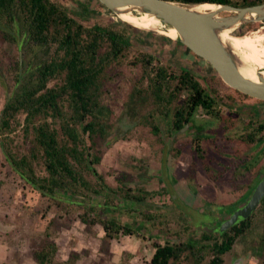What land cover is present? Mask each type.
I'll return each mask as SVG.
<instances>
[{
	"label": "rangeland",
	"instance_id": "374dc122",
	"mask_svg": "<svg viewBox=\"0 0 264 264\" xmlns=\"http://www.w3.org/2000/svg\"><path fill=\"white\" fill-rule=\"evenodd\" d=\"M50 1L80 25L112 28L125 33L132 43L128 60L114 67V80L105 86L109 98L106 97L107 109L102 116L107 121V133L94 137L93 153L101 157L95 168L104 181L91 173L82 175L90 187H105L107 193L106 197L96 196L80 185L71 186L68 193L61 188L52 194L42 190L40 185L44 182L40 180L49 178L45 158H31L35 134L32 126L25 132L27 114L18 115L12 123L13 132L0 129V264H39L37 253L50 245H54V254L46 264H148L156 243L191 241L200 246L207 227L215 229L220 218L228 219L246 204L251 188L259 184L264 167V132L258 128L264 117V103L239 97L241 94L224 83L206 61L178 42L161 34L128 28L130 23L109 10L96 9L92 0ZM13 24L5 25V32L13 34L10 40L5 39L0 28V127L6 105L22 93L24 86L28 88L31 72L55 57L58 47L55 43L44 48L36 46L28 41L29 35L18 19ZM259 25L263 27L264 23ZM261 26L249 24L235 35L244 36ZM139 53L153 58L160 54V60L151 62L150 70L155 77L162 67L170 77L168 88L163 86L165 101L159 102L150 92L151 77H145L141 64H134ZM187 71L218 103L215 114L221 117L232 113L233 117H221V122L216 123L217 115H206L198 107L188 126L174 130L175 112L190 101V90H175L181 82L179 77ZM54 85L56 81L48 87ZM135 89H141V94L133 95ZM251 108L255 114L260 113L251 115L248 122ZM63 110L70 112L68 102ZM236 119L239 124H234ZM54 121L48 120L64 137L60 123ZM199 126L203 128L199 130ZM156 127L159 132L155 134ZM8 134L10 140L6 141ZM89 138V134L83 136L87 147L92 145ZM226 147L234 160L219 165L213 157L219 152L228 153ZM9 153L14 159H30L34 169L30 181L26 179L29 176H22L23 172L10 165ZM140 189L148 194L146 200L133 202L125 198L127 191L139 193ZM91 206L98 207L97 215L102 220L114 219L137 233L110 237L102 224L93 223L94 214L89 216L92 222L84 223L83 217ZM205 214L220 218L201 227ZM188 216H193V226ZM251 217L250 233L238 239L225 255L227 264H237L239 257H243L240 264H249L248 254L254 255L255 264H264V214L257 208ZM204 254L201 264H210L212 254Z\"/></svg>",
	"mask_w": 264,
	"mask_h": 264
},
{
	"label": "trees",
	"instance_id": "16d2710c",
	"mask_svg": "<svg viewBox=\"0 0 264 264\" xmlns=\"http://www.w3.org/2000/svg\"><path fill=\"white\" fill-rule=\"evenodd\" d=\"M165 1L184 5L210 3L237 8L264 3V0ZM16 19L21 22L29 35V42H33L40 48L52 43L57 44L58 47L55 57L41 63L36 70L31 72L27 82L28 88L23 85L22 93L6 105L0 129L4 133L13 132L12 123L16 121V117L20 114H27L25 132L28 133V128L32 126L35 134L34 153L31 158L34 160L41 155L44 156L46 170L49 174V178L40 180L44 182L40 185L42 190L46 189L52 194L55 189L61 188L68 193L71 186L80 185L96 196L106 197L105 187H100V189L90 187L88 182L82 180V175L91 173L104 181L102 175L98 174L95 168L100 164L101 157L93 153L95 151L93 149L95 146L94 137L107 133V121L102 116L107 109L104 104L107 100L106 97L109 98V90L105 86L107 82L114 80L112 74L114 67H120L125 64V60H128L129 53L132 51L130 38L125 33L101 25L84 27L70 19L65 11L50 0H0V23L4 24L0 25V28L3 30L2 34L5 35V39L10 40L13 37L11 32H5V25L11 23L12 26ZM127 27L136 30L131 25H127ZM250 27L251 25L247 28ZM262 44L264 46V41ZM139 54L140 58L136 57L134 64H141L145 69V77H151L149 84L153 90L150 92L158 97L159 102L165 101L163 86L166 85L168 88V79L170 78L166 69L159 67L155 77H152L153 71L150 70V66L154 58L147 54ZM179 78H181V82L175 90L180 88L181 90H190V101L186 107L181 106L175 112L172 126L176 131L182 130L191 122L193 112L199 105L205 107L207 113L213 116L212 108L216 105L214 99L188 71ZM52 81H56V85L49 88L48 85ZM140 94L141 89H135L133 92V95ZM66 102L69 104L70 112L63 110ZM50 118L55 119L54 124L60 123L64 137L48 122ZM36 122L39 125H35ZM262 129L264 126L259 127V130ZM158 132V127H156L154 133ZM87 134L92 141L90 147L85 146L83 140V136ZM6 138V141H9L10 134ZM249 138L251 139V136ZM5 146L3 144L2 147L6 154ZM7 159L13 169L23 172L22 176H29L25 177L30 181V176L34 175L30 159L27 157L19 160L14 159L11 153L7 154ZM31 181L35 184L33 179ZM256 187L254 185L251 188L249 196ZM108 190L115 192L116 189L109 187ZM119 190L121 189L119 188ZM71 194L74 196L75 192H71ZM147 195L140 189L139 193L127 191L125 198L133 202H142L146 200ZM97 209L98 207L95 206L88 208L83 217L84 223L91 221L89 216L94 214L93 223L102 224L110 237H118L119 234L130 236L137 233L134 228L128 225L123 226L121 222L114 219L102 220L101 215H97ZM258 209L264 214V199ZM188 217H190L192 225L193 216ZM253 217L222 234L211 231V227L205 226L207 224L204 223L201 227H207L208 230L204 232V242L200 246L191 241L172 243L167 240L164 244L156 243L154 254L148 264H201L205 259L204 253L212 254L210 264H224V255L232 251L238 239L250 233ZM217 227L218 224L214 228ZM186 228L190 229V227ZM53 246L50 245L37 253L39 264H46L49 261L54 254L52 253Z\"/></svg>",
	"mask_w": 264,
	"mask_h": 264
},
{
	"label": "water",
	"instance_id": "95a60500",
	"mask_svg": "<svg viewBox=\"0 0 264 264\" xmlns=\"http://www.w3.org/2000/svg\"><path fill=\"white\" fill-rule=\"evenodd\" d=\"M99 2L117 16L118 10L123 7L140 9L141 12L133 11L135 15L148 13L154 16L166 29H175L178 32V39L173 41L182 44L194 55L205 60L229 87L264 102V79L261 77L260 84L245 79L239 72L234 50L220 37L226 30H235L233 32L235 35L249 24L264 23V3L244 8L212 4L218 5L220 9L215 12H201L196 8L204 4L184 5L165 0H99ZM143 31L162 35L160 31ZM250 196L246 204L236 209L228 219L221 220L220 216L205 214L203 220L206 224H213L215 219L220 218L217 224L221 226L210 229L219 234L248 220L264 199V179Z\"/></svg>",
	"mask_w": 264,
	"mask_h": 264
},
{
	"label": "bare ground",
	"instance_id": "6f19581e",
	"mask_svg": "<svg viewBox=\"0 0 264 264\" xmlns=\"http://www.w3.org/2000/svg\"><path fill=\"white\" fill-rule=\"evenodd\" d=\"M218 5L204 4L196 8L197 11H217ZM133 11L141 12L140 9L133 7H123L117 14L124 22L134 25L138 29L160 31L162 35L177 40L178 32L175 29H166L154 16L143 13L135 15ZM261 26V25H259ZM235 30H226L220 35L222 41L229 45L238 59V69L240 74L247 80L256 84L261 83V77L264 79V26L256 31H251L244 36L235 38Z\"/></svg>",
	"mask_w": 264,
	"mask_h": 264
},
{
	"label": "flooded vegetation",
	"instance_id": "af4514ba",
	"mask_svg": "<svg viewBox=\"0 0 264 264\" xmlns=\"http://www.w3.org/2000/svg\"><path fill=\"white\" fill-rule=\"evenodd\" d=\"M93 2V4H94V6L96 7V9H105V10H108L104 5H102L101 4V2H99V0H92ZM88 12V11H87ZM264 41V40H263ZM174 49H177V50H179L178 49V47L176 48H174ZM173 49V50H174ZM170 49H168V47H167V52L169 53L170 51H169ZM160 54L159 53H157L156 54V56H155V58L154 59H156L157 61L158 60H160ZM200 58V57H199ZM154 61V60H153ZM205 61V60H204ZM233 89V88H232ZM235 92H237L238 94L240 93L241 95L239 96V97H243V98H246V99H249V100H254V101H259V102H263V101H260V100H257V99H255V98H252V97H250V96H248V95H245V94H243V93H241V92H239V91H237V90H235V89H233ZM212 99H214V98H212ZM214 101H215V99H214ZM216 102V101H215ZM264 103V102H263ZM216 105L218 104V103H215ZM199 107V109H201L203 112H206L205 114L207 115L208 113H207V110H205V107H203V106H201V105H199L198 106ZM197 107V108H198ZM197 108H196V110H197ZM214 108H215V106H213V111H214ZM217 108V107H216ZM248 107H244V110H246ZM196 110L193 112V115H192V120H193V117H194V114H195V112H196ZM249 112H252L251 114H248L247 115V117H248V122L249 121H251V119L253 118V117H250L251 115H253V116H255V115H257L258 113H260V112H258L257 114H255V109L254 108H251L250 110H249ZM248 112V113H249ZM209 115V114H208ZM217 115V116H216ZM231 116L232 115V113H230V114H222L221 115V117L222 118H224V119H226L225 117L226 116ZM238 115V114H237ZM209 116H212L213 117V115H209ZM214 116H216L217 118H215V122L216 123H219V121H220V119L219 118H221L220 116H219V114H215V111H214ZM235 116V115H234ZM232 117H233V115H232ZM235 118H237V116H235ZM239 118V117H238ZM263 119H260V120H263V121H260L261 122V124H260V126H264V117H262ZM221 122V121H220ZM239 124L240 123V120H237L236 119V121H234V124ZM186 126H188V124L186 125ZM259 126V127H260ZM199 130H201L203 127L202 126H199V127H197ZM259 129V128H258ZM262 132H264V129H262L261 130ZM195 140H197V138L195 139ZM228 148L229 147H226L225 148V151L226 152H228V153H222V152H219L217 155L218 156H216V155H214V157H213V159L215 158L216 160H217V162H218V164L220 165V164H224L223 162L224 161H226V160H228V161H232V160H234V158L233 157H231L232 155H230L232 152H230L229 150H228ZM261 149H263L262 150V153L264 152V146L262 145V147H261ZM260 149V150H261ZM224 151V150H223ZM258 154V153H257ZM257 154H255V155H257ZM261 155V153H259L258 154V156H260ZM213 159H212V161H213ZM212 161H210V162H212ZM263 169H264V167L261 169V171H262V177H261V179L260 180H258L259 182L258 183H260L263 179H264V173H263ZM256 187V186H255Z\"/></svg>",
	"mask_w": 264,
	"mask_h": 264
},
{
	"label": "crops",
	"instance_id": "0c3cea01",
	"mask_svg": "<svg viewBox=\"0 0 264 264\" xmlns=\"http://www.w3.org/2000/svg\"><path fill=\"white\" fill-rule=\"evenodd\" d=\"M154 251H155V249H154ZM153 254H154V253H153ZM153 254H152V256H153ZM152 256H151V258H152ZM151 258H150V260H151ZM253 258L255 259L254 255H253V256L250 255V254L247 255V261H248L249 264H255ZM224 260H225V257H224ZM242 260H243V257H239L235 262H236L237 264H240V263H241L240 261H242ZM244 261H245V258H244ZM252 262H253V263H252ZM224 264H227L226 261L224 262ZM256 264H257V263H256Z\"/></svg>",
	"mask_w": 264,
	"mask_h": 264
},
{
	"label": "clouds",
	"instance_id": "9594fccd",
	"mask_svg": "<svg viewBox=\"0 0 264 264\" xmlns=\"http://www.w3.org/2000/svg\"><path fill=\"white\" fill-rule=\"evenodd\" d=\"M189 51V50H188ZM192 53V52H191ZM228 254V253H227ZM226 255V254H225ZM225 255H224V257H225ZM225 261V260H224Z\"/></svg>",
	"mask_w": 264,
	"mask_h": 264
}]
</instances>
